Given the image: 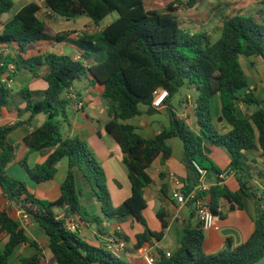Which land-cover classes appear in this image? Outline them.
Masks as SVG:
<instances>
[{"label":"trees","instance_id":"obj_1","mask_svg":"<svg viewBox=\"0 0 264 264\" xmlns=\"http://www.w3.org/2000/svg\"><path fill=\"white\" fill-rule=\"evenodd\" d=\"M147 0H37L22 7L4 25L0 44L12 45L15 55L0 58V113L12 101V90L3 81L11 65L15 70H26L38 76V70L47 67L43 79L48 83L45 91L24 88L19 97L25 103L21 113H30L26 122L0 125V192L23 209L43 230L48 238L49 249L56 264H131L113 257L105 249L82 240L77 233L68 230L67 220L78 215L88 216L81 203L82 191L78 189L76 173L81 172L101 204L104 216L109 220L123 222L134 219L145 231L136 236V249L142 248L154 237L161 240L168 228L165 213H159L162 231L150 230L144 217L147 208L145 189L153 182L148 169L161 157L162 165L172 156L167 141L179 138L184 143L183 163L197 171L194 162L207 174L220 171L210 159V147L226 150L231 158L230 169L238 175L241 191L248 194L247 181L239 175L248 172L247 151L258 149L264 155V109L249 88V79L240 57L264 59V22L255 17L237 13L224 19L221 37L213 42L206 32H190L182 29L179 20L172 14L173 4L167 12L148 10ZM198 0H189L193 8ZM13 0H0V23L4 15L12 12ZM42 9L50 11V17L66 20L90 18L97 26L113 13L119 17L96 33H84L76 40L70 37L73 31L55 35L47 32V25L39 17ZM42 41L73 42L81 51V60L69 55L47 53L26 58L30 46ZM89 60H94L88 65ZM90 74L94 82L104 87L103 97L108 103L109 120L106 131L114 138L124 155L123 165L132 186V195L119 207H114L107 187V177L98 157L88 142L79 137H65L60 118L72 101L63 95L70 92L76 81ZM184 87L198 91L193 111L200 127L194 131L185 120L173 111H168L169 126L163 128L153 139L141 137L135 126L127 121L141 116L140 105L147 107L146 114L154 115L155 92L168 91L165 104H169ZM217 97L220 113L230 127L220 132L214 124L212 100ZM252 107L249 116H243L239 106ZM48 115V120L35 128L25 138L29 152H49L47 159L31 168L25 158L21 164L32 180L44 183L54 180L58 165L68 161V172L61 185V195L56 201L38 198L27 184L8 175V167L15 159V148L9 136L31 118ZM165 177V173H161ZM192 184L182 188L188 194L199 179L190 178ZM208 204L218 215L224 203L231 209H242V195L218 184L204 194ZM65 209V217L59 218L53 208ZM87 219V218H86ZM85 220V219H84ZM97 222V219H93ZM0 233L8 237L4 252H0V264H8L16 248L30 243L37 254L20 258L19 264H45L39 244L30 241L20 221L0 210ZM204 231L199 223L185 229L180 248L167 257L160 251L157 264H252L264 256V214L256 219V229L242 246L226 249L216 255L205 253Z\"/></svg>","mask_w":264,"mask_h":264},{"label":"crops","instance_id":"obj_2","mask_svg":"<svg viewBox=\"0 0 264 264\" xmlns=\"http://www.w3.org/2000/svg\"><path fill=\"white\" fill-rule=\"evenodd\" d=\"M27 1L19 0L15 12L9 13L11 15L7 14L2 17L0 34L4 30V25L10 20L13 14L26 5ZM32 1L36 2L37 0H31V2ZM249 1L250 0H246V2ZM248 4L260 8L264 5V0H251L250 3L243 4L242 8H247V6H249ZM42 10L39 12V17L46 22L47 27L49 25L53 26V22L50 23L47 19L42 18ZM44 10V12H47L46 9ZM247 10L248 9H244V12H241V14L246 15L245 11ZM92 24L95 23L86 19L76 28L67 30L74 32L70 39L76 40L84 33L93 34L94 32H91ZM84 27L86 28L84 29ZM98 28L101 30L105 27L98 26ZM5 49L8 50L7 55H15L16 53L12 45L0 44V58L5 56L3 52ZM47 53L69 55L73 58L76 55H81L82 51L70 41L62 43L42 41L30 46L25 57L30 58L37 55H45ZM248 58L250 59H248L247 66L250 68L251 74L246 72L249 79V88L246 90V93L252 92L260 101V107L264 109V98L260 96L261 89H264V59L261 57ZM93 63L94 60H89L87 62L88 65H92ZM46 71L47 67H42L37 71L38 76H35L29 71H18L15 70L13 65L10 66L9 71L3 76V81H8L10 84L13 104L3 109L0 113V125H13L18 122H26L30 119V113L25 112V114H23L22 112H18V109L25 108V103L17 93H13V85L18 81L21 87H23L21 90L29 88L31 91H45L48 88V83L43 79V75ZM76 82H78L81 88L77 89L75 85H73L71 93L74 94L75 99L68 107L72 116H66L67 108L65 114L60 118L62 133L65 137H79L88 142L90 148L96 154L104 168L111 201L113 206L117 208L130 198L132 195V186L128 173L123 165L124 155L122 150L105 128L109 120V115L108 103L103 97L104 87L94 82V78L90 74ZM162 90L164 89H159V92ZM187 90L186 94L177 101L176 107L173 104L174 98L169 104L167 103L160 107H155L157 109L156 114L148 115L145 113L146 110H144L141 116L131 119L127 121V123L135 126L136 132L141 137L153 139L163 128L169 126V117L168 120H165L164 116H169L168 111L173 110L179 118L185 120L194 131L199 133L200 127L193 113L196 107L198 94H192V89L189 87H187ZM63 97L66 98V93ZM76 102H81L83 107L78 108ZM246 109L250 113L254 111V109L249 106H246ZM79 114H81V117ZM39 115L31 118L30 122L23 124L9 136L8 141L15 148V159L12 164L9 165L7 172L12 178L25 182L29 190L38 198L47 201H56L61 195V185L67 176L68 161L65 159L58 165V173L54 180L44 183H37L32 180L21 165V162L27 158L28 165L33 168L36 165L42 164L49 154V152H29L28 146L25 143V138L29 136L35 128L40 127L48 120V115L44 114L46 120L44 119L42 122L41 119H39ZM212 115L215 127L220 132L225 133L230 130V127L221 116L220 102L217 97L212 100ZM167 144L172 149L171 158L165 165H162L161 157H159L148 169V173L153 182L145 189L147 208L143 213L150 230L153 232L162 231L159 213H165L166 220L168 221V228L161 240L158 241L152 237L149 243H146L140 249H136V236L145 231L144 226L134 219H127L123 222L109 220L104 214L100 213V215L97 216L84 207V210L88 213L87 219H82L78 215L71 216L67 220V225L75 224L78 227L77 235L82 240L102 249H105L104 245L108 238L115 237L123 239L127 243V251L121 259L131 264H144L142 259V251L144 250L150 251L157 258L160 256V251L163 253H175L180 248L181 238L185 229L188 227H196L199 224V220L193 204L182 206L173 198L176 186L169 180V175L174 174L181 188L188 184H192L190 181L189 169L183 163L184 143L179 138H171L167 141ZM209 157L214 165L222 171L221 175L225 173H227V175L222 177L215 172H211L206 176V184L210 188L218 184H223L227 186L230 191L241 194L243 201L242 209H231L227 202L224 203L218 210V215H216L215 227L204 231V251L208 255H216L226 249H235L244 245L255 232L257 216L261 213L264 214V209L262 208L264 205V155L258 149L247 151L248 172L245 175L239 176L247 181L248 194L242 193L238 175L235 171L230 169L231 158L226 150L217 146H211ZM163 172L165 173L164 178L161 177V173ZM79 174L82 179H84L81 172H77L76 180ZM86 183L89 185L87 181ZM89 188H91L90 185ZM89 190L92 191V188ZM81 191L83 196V190ZM208 199L209 197L207 196V200ZM0 210L7 211L12 219L22 223V226L28 233L30 241H35L39 244L45 264H56L53 254L50 253L49 242L46 241L45 243L44 238L41 237L42 232L39 225L25 214L23 209L16 203L8 201L1 192ZM57 216L59 218H64L65 209H62ZM93 216L97 217V222H94ZM7 240L8 237L6 234L0 233L1 253L4 252ZM35 254H37V250L30 243H24L16 248L15 252L10 256L8 264H19L20 258L31 257Z\"/></svg>","mask_w":264,"mask_h":264},{"label":"rangeland","instance_id":"obj_3","mask_svg":"<svg viewBox=\"0 0 264 264\" xmlns=\"http://www.w3.org/2000/svg\"><path fill=\"white\" fill-rule=\"evenodd\" d=\"M13 1L15 5L11 13H14L15 10L17 9L19 0H13ZM188 2L189 0H147L146 7L148 10L167 12L169 9V5L173 4V9L175 10L172 12V14L177 17L182 29L186 31H190V32L210 33L213 38V42H216L221 37L220 31H221L224 19L228 16H232L237 13L244 12V9H248L247 11H245L247 16L255 17L257 20L264 22V5L261 6L260 8H256L254 5L251 4L250 6L248 4L249 6H247V8H242L243 4L250 3L251 0L249 2H246V0H198L197 5L193 8L188 7L187 5ZM29 3H31V0H28L26 5ZM44 11L45 10L43 9L41 13L42 18L47 19L50 23L53 22V26L49 25L47 27V32L49 34H56L59 32L74 29L82 21H85L86 19H89L90 21H92L88 17H80V18L71 19V20H66L62 17H55L54 19V17L51 18L49 14ZM118 17H119L118 13H113L110 16H108L105 20L100 22V26L106 27L112 22H114ZM85 28L86 27H84V29ZM99 30L100 29L98 28L96 24H92L91 32L96 33ZM248 59L250 58L242 56L240 57V62L244 70L247 73L251 74L250 68L247 66V62L249 61ZM74 85L77 89L81 88L78 82H76ZM21 88L23 87H21L19 82L16 81V83L13 85V90H14L13 93L14 94L17 93V95H19ZM187 91H188L187 87H184L175 96L174 103H173L175 107L177 105V101L182 96H184V94H186ZM191 91H192L191 93L194 95L198 94V91L195 89H192ZM260 96L264 98V89H261ZM140 109L141 111H144V110H147V107L145 105H140ZM22 113L25 114V111H22ZM66 116L67 117L72 116L69 108L66 112ZM79 116L81 117V114H79ZM168 117H169L168 115L164 116L165 120H168ZM39 119H41V121L43 122L44 119L46 120L45 115L44 114L39 115ZM77 185L80 190H83V196L81 197V202H82L83 207L86 208L87 210H90L93 214L97 216L100 215V213L103 214L102 209H101V204L94 197L93 192L89 190L91 188H89V185L86 183L85 179H82L80 174L77 177ZM61 210L62 209L58 207L53 208V212L56 215L59 214ZM93 218H97V217L93 216ZM41 232H42L41 237L44 238L45 243H46V241H48V238L44 234L42 229H41ZM0 249L2 248L0 247Z\"/></svg>","mask_w":264,"mask_h":264},{"label":"built area","instance_id":"obj_4","mask_svg":"<svg viewBox=\"0 0 264 264\" xmlns=\"http://www.w3.org/2000/svg\"><path fill=\"white\" fill-rule=\"evenodd\" d=\"M47 13L50 14V11L47 10ZM4 54H8V50H3ZM74 60L79 61L81 60V55H76L73 57ZM7 86L10 88V84L8 81H4ZM168 97V91L162 90L159 92L157 90L155 92V98L153 101L154 107H160L165 104V101ZM66 99L73 101L75 96L73 93L67 92ZM76 106L78 108H82L83 104L81 102H76ZM239 110L243 116H249L251 113L246 109L244 104L239 106ZM194 167L197 170L196 173L198 175L199 184L191 190L188 194H185L182 191L181 185L174 174L169 175V180L175 184L176 188L173 194V198L177 201L179 205H188L193 204L196 209V215L199 220V223L202 226V230H210L213 229L216 225V216L212 212L207 197L204 196L210 190V187L206 184V176L207 171L200 167L197 163L194 162ZM227 173L221 175L225 177ZM264 209V205L262 206ZM68 230L73 233L78 232V227L75 224H71L68 226ZM104 248L107 252H109L113 257L121 259L122 256L127 251V243L123 239L111 237L106 240ZM172 253L166 252V256L169 258L171 257ZM142 259L144 264H157V257L148 250L142 251Z\"/></svg>","mask_w":264,"mask_h":264},{"label":"water","instance_id":"obj_5","mask_svg":"<svg viewBox=\"0 0 264 264\" xmlns=\"http://www.w3.org/2000/svg\"><path fill=\"white\" fill-rule=\"evenodd\" d=\"M189 175L191 178H193L194 180H197L198 179V175L196 173L195 170L193 169H190L189 170ZM252 264H264V256L261 257L259 260H257L256 262L252 263Z\"/></svg>","mask_w":264,"mask_h":264}]
</instances>
